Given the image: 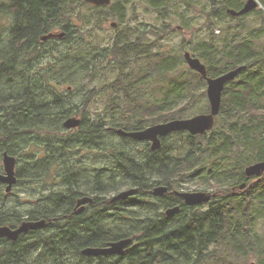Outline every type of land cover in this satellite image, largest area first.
<instances>
[{
	"label": "trees",
	"instance_id": "obj_1",
	"mask_svg": "<svg viewBox=\"0 0 264 264\" xmlns=\"http://www.w3.org/2000/svg\"><path fill=\"white\" fill-rule=\"evenodd\" d=\"M220 3L219 14L212 15L219 20L229 17L227 8L240 5L235 6L233 0H220ZM188 4L194 6L192 1ZM115 6H94L84 0H2L0 3V21L6 20L5 26L0 27V160L5 151L19 156L18 182L25 177L37 179L33 174L37 168H26L20 159L26 145L41 143L40 138L30 140L31 135L47 139L40 159L41 167L49 171L56 163L55 149L67 148L65 132L73 136V131L64 128V121L96 95L94 88L88 86V97L82 104L76 102L77 89L67 82L75 79L78 63L87 61L97 66L98 56L110 54L121 63L123 49L137 55L147 53L140 49V44L135 48L134 43L123 48L118 43L111 48L96 46L92 24L97 27V20L107 9H113L112 16L121 22L124 20V6ZM51 32H65V36L42 40V36ZM263 33L264 30L258 29L255 38L242 39L233 35L234 42L228 35L224 44L204 41L196 49L194 54L206 64L209 76H219L241 65H247V69L227 84L215 127L201 135L187 134L186 154L179 156L175 146L168 147L169 138L186 131L164 137L162 147L155 151L148 142L142 143L145 150L141 158L125 153L113 141L111 145L118 148L110 149L118 161L110 175L97 174L92 182L94 187L81 192L75 184L74 172L68 171L62 176L64 183L40 198L27 217L17 203L6 206L9 193L0 187V226L47 220L45 227L30 230L16 241L0 237V264H40V258L47 254L56 256L59 264H69L71 255L89 264L97 261L105 264L110 256H99L95 262L82 250L129 237L132 242L124 254L108 264H202L210 255L211 252L205 251L211 246L219 247L220 251L223 247H233L237 253L245 246L262 255L259 264H264V233L255 230L258 219L264 223V183L249 184L252 178L245 174L247 165L264 161V41H259ZM61 42L67 44L66 50H57ZM156 64V73L164 76L179 64V58L167 56ZM193 72L201 78L200 82L206 83L202 75ZM167 84L165 96L134 104L124 111L125 119L130 116L137 121L131 129L186 116L188 103L199 89L186 75ZM123 89L126 93L130 90L126 85ZM83 116L77 128L81 132L78 143L99 145L116 135L124 143L138 142L117 132L118 128L131 130L128 127L113 122V126L105 128V120ZM199 136L206 142L198 143ZM186 181L199 184L198 190L218 189L208 210L201 212L200 206H185L183 198L172 192L184 190L182 183ZM242 182L248 183L245 189L230 191L231 186ZM160 184L169 188L162 196L164 199L153 193ZM124 187H138V192L122 201L111 203V198L107 199L108 192H119ZM84 195H93L95 200L86 218H83L85 214L74 215L77 199ZM164 200L168 206L182 204L177 216L168 217L161 210ZM151 211H158L157 215L153 217Z\"/></svg>",
	"mask_w": 264,
	"mask_h": 264
},
{
	"label": "rangeland",
	"instance_id": "obj_2",
	"mask_svg": "<svg viewBox=\"0 0 264 264\" xmlns=\"http://www.w3.org/2000/svg\"><path fill=\"white\" fill-rule=\"evenodd\" d=\"M189 1H192L194 6H190L188 4ZM240 1L233 0L234 5L238 6ZM259 1L264 6L262 0ZM1 2L2 0H0ZM112 4L124 6V20L121 22L116 16H112L113 9H107L97 20L99 22L97 27L92 24L96 33V46L99 48H111L115 43H118L123 48L127 43H134L136 45L135 48L140 44V49L146 50L147 53L137 55L123 49V53L119 57L122 61L121 63L115 60L111 54L106 57L104 55L98 56L97 62L100 65L97 64V66H94V63L83 61L78 63L74 71L75 79L67 82V84L71 83L77 89L75 98L78 104H82V101L88 97L86 89L88 86L94 88L96 92L91 101L85 106L81 105L78 107L77 113L72 114V116L76 115L83 118V115H85L91 120L103 119L106 124L105 128L113 126L112 123L115 122V124H121L131 129V126H134L137 121L130 116L125 119L124 111L134 104L144 103L151 98L165 96L167 83L180 80L185 75L196 85L199 91L193 96L194 100L188 103L186 116L180 118L199 114L202 109L207 108L210 110L207 82L205 84L200 82L201 78L192 74L194 70L187 64L184 53L188 50L194 54L204 41L213 40L219 42L218 44L220 45L225 43L224 38L228 35L230 41L234 42L235 40L232 39L233 35H236L238 39L245 37L255 38L258 29L264 30V8H261V5L258 9L256 8L257 10L249 12L239 19L233 20L226 16L225 20H219L218 17H212V15L219 14L221 10L220 0H113ZM113 22H117V25L113 26ZM5 23V19L0 21V27H4ZM93 23L95 22L93 21ZM259 41H264V33ZM56 48L57 50H66L67 44L61 42ZM167 56L178 57L179 64L166 75L159 76L156 73V63L159 59L161 61ZM94 70L97 72L91 75ZM141 77L143 78L142 81ZM92 79L94 80L92 81ZM124 85L130 89L127 93L124 92ZM80 87H82V90H80ZM129 95L130 97H128ZM65 129L66 131H72ZM80 134L81 132L77 129L73 131V136H69L65 132L68 137L67 142L69 141L65 143L67 148L55 149L56 163L49 171L41 167L42 161L40 159L43 154L42 150L47 144V139L44 136L31 135L30 140L40 138L41 143L39 145H26V150L20 159L26 168H37L33 172L37 179L32 181L25 177L22 182L17 181L12 191L9 192L6 206L10 207L17 203L18 209L25 215L24 217H27V212L33 209L40 198L51 194L52 191L57 190L64 183L65 180L62 176H66L68 171L74 172L77 179L75 184H77L81 192L90 190L94 187L92 182L97 174L110 175L114 167L117 166V157L114 155V150L110 149L118 148L111 145L113 141L119 143V147H122L125 153L136 158H141L145 150V146L142 144L144 142L124 143L121 140L122 137L118 135L112 139H104L103 144L99 145L81 144L77 142ZM187 134L188 132L183 135H174L168 140V147L175 146V151L179 156L186 154L188 151ZM197 142L205 143L206 140L199 136ZM17 157L19 158V156ZM0 165L2 167L0 172H4L3 158L0 160ZM119 177L121 176H117L118 179ZM258 183H264V175L260 180L255 177L249 180V184ZM182 184V189L188 191L201 188L195 182L186 181ZM0 187L6 189L4 184L0 185ZM127 188L129 187H124L120 191ZM231 190L235 192L242 191V189H239V185L233 188L231 186ZM208 191L215 192L218 189L209 188ZM117 192H108L107 199L112 198ZM103 197L106 198L105 195ZM153 200L155 201L156 199ZM120 205L121 207L126 206L124 204ZM209 207H211V204L205 205L201 210ZM92 210L93 208L89 206L88 212L83 218L90 215ZM162 211L165 213V210ZM157 212L151 211L152 216L155 217ZM255 230L261 235L264 233L262 220H257ZM208 252L211 253L202 264H250L253 261L259 264L263 259L262 255L250 251V248L245 246L240 253L235 252L233 247L231 249L223 247L220 251L217 246L209 247L205 253ZM117 256H110L105 264L115 262V257ZM92 257L95 262L99 258V256ZM56 261V256L49 254L40 258V264ZM98 263L97 261L95 264ZM56 264H59V261ZM69 264L89 263L71 255Z\"/></svg>",
	"mask_w": 264,
	"mask_h": 264
},
{
	"label": "water",
	"instance_id": "obj_3",
	"mask_svg": "<svg viewBox=\"0 0 264 264\" xmlns=\"http://www.w3.org/2000/svg\"><path fill=\"white\" fill-rule=\"evenodd\" d=\"M86 3L96 6L110 5L112 0H85ZM258 2L256 0H248L246 5L240 10L232 9L235 15L246 14L253 8H256ZM113 26L117 24L112 23ZM65 32H51L42 36V40L52 37L62 38ZM184 57L191 69L199 72L207 81V95L210 102V111L207 113L196 114L187 118H174L165 122L152 124L144 129L126 130L118 128L117 132L123 136H127L139 141H150L153 150H158L162 147L161 137L167 136L172 132L188 131L193 135L203 134L211 130L216 123V118L220 113L223 91L228 82L235 80L236 77L247 69V65H241L234 69L228 70L217 77H210L207 72L206 64L197 56L193 55L190 51H186ZM81 118L78 116H71L64 121V127L74 130L81 125ZM4 172H0V182L6 184V192H11L13 186L17 183L18 178L16 175L17 158L9 154L7 151L3 154ZM245 174L247 177H261L264 174V161L251 163L245 167ZM247 183L242 182L239 189H244ZM168 191V186L158 185L154 187L153 192L156 195H164ZM138 192L137 187H131L119 191L115 194L111 202L126 200L134 196ZM175 194L184 198L188 204H202L208 202L214 193L211 191H179L176 190ZM92 196H83L78 200L77 205H82L79 211L85 209L87 203H93ZM181 210L179 205L169 207L166 210V215L171 217ZM46 219L41 220H25L17 227L9 225L0 226V236L7 237L10 240L16 241L21 234L36 228H42L46 225ZM132 242V238H122L108 243L106 246H88L82 250V253L88 256H108V255H122ZM250 264H256L251 262Z\"/></svg>",
	"mask_w": 264,
	"mask_h": 264
},
{
	"label": "flooded vegetation",
	"instance_id": "obj_4",
	"mask_svg": "<svg viewBox=\"0 0 264 264\" xmlns=\"http://www.w3.org/2000/svg\"><path fill=\"white\" fill-rule=\"evenodd\" d=\"M248 2V0H241L240 1V5H239V7L238 8H235V10L236 11H240L245 5H246V3ZM232 9H234V8H232V7H230V8H227L226 9V11H227V14L229 15V17L230 18H232L233 20H236V19H239V18H241V17H244L245 15H247V14H241V15H235V14H233L231 11H232ZM258 9V8H257ZM256 8H253L250 12H252V11H255V10H257ZM146 142H148L149 143V141H146ZM150 144V143H149ZM151 148H152V146H151ZM153 150V149H152ZM153 151H155V150H153ZM160 185H166V184H160ZM167 186V185H166ZM168 190H169V188H168ZM176 190H180V189H173V192L175 193V191ZM182 191H188V190H182ZM189 191H204V190H189ZM214 194H217V192H213ZM84 196H92L93 197V199H94V196L93 195H84ZM158 196H160L162 199L164 198V197H162V196H164V195H158ZM178 196V195H177ZM83 197V196H82ZM81 198V196L77 199V203H78V200ZM182 198V197H181ZM183 200H184V198H183ZM211 200V199H210ZM210 200L208 201V202H206V203H202V204H188L185 200H184V202L182 203L183 205H185V206H200L201 208H203L205 205H209V202H210ZM95 201V200H94ZM103 202H104V200H103ZM77 203H76V207H75V210H74V215L75 216H78V215H80L81 216V214H86L87 212H88V208H89V205H91V204H93V203H87L85 206V209L83 210V211H79V208L82 206V205H77ZM167 202H165L164 204H162L161 205V209L162 210H165V212H166V210L169 208V207H172V206H176V205H179L180 206V208H181V210H182V204L181 203H178V204H174V205H167L166 204ZM209 209V208H208ZM208 209H205V210H201L200 209V211L201 212H204V211H206V210H208ZM180 210V211H181ZM175 216H177V214L176 215H174V216H172V217H175Z\"/></svg>",
	"mask_w": 264,
	"mask_h": 264
},
{
	"label": "bare ground",
	"instance_id": "obj_5",
	"mask_svg": "<svg viewBox=\"0 0 264 264\" xmlns=\"http://www.w3.org/2000/svg\"><path fill=\"white\" fill-rule=\"evenodd\" d=\"M207 251V250H206Z\"/></svg>",
	"mask_w": 264,
	"mask_h": 264
}]
</instances>
